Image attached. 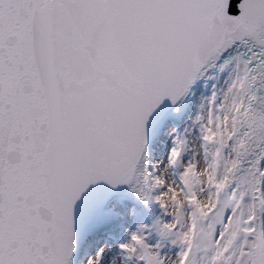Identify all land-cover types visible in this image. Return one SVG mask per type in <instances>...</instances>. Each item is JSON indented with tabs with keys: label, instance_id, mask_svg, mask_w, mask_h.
Here are the masks:
<instances>
[{
	"label": "water",
	"instance_id": "1",
	"mask_svg": "<svg viewBox=\"0 0 264 264\" xmlns=\"http://www.w3.org/2000/svg\"><path fill=\"white\" fill-rule=\"evenodd\" d=\"M235 57L220 187L261 227L264 0H0V264H76L113 200L145 204L154 140ZM246 247L264 264L263 232Z\"/></svg>",
	"mask_w": 264,
	"mask_h": 264
},
{
	"label": "rangeland",
	"instance_id": "2",
	"mask_svg": "<svg viewBox=\"0 0 264 264\" xmlns=\"http://www.w3.org/2000/svg\"><path fill=\"white\" fill-rule=\"evenodd\" d=\"M240 76L236 62L221 69L161 130L148 158L149 198L113 201L110 230L88 236L76 264H240L245 232L252 246L264 234V188L261 227H251L243 188L220 187Z\"/></svg>",
	"mask_w": 264,
	"mask_h": 264
},
{
	"label": "bare ground",
	"instance_id": "3",
	"mask_svg": "<svg viewBox=\"0 0 264 264\" xmlns=\"http://www.w3.org/2000/svg\"><path fill=\"white\" fill-rule=\"evenodd\" d=\"M233 63H235V60H229V63H228V65H231V64H233ZM212 79V78H211ZM200 86H202V85H200ZM199 87V86H198ZM199 89V88H198ZM196 90H197V88L193 91V93L190 95V97L188 98V100H187V102H186V105H185V107H184V109H183V112H182V114H181V117L180 118H182L183 116H184V114L186 113V111H187V108H188V103L190 102V100H191V98L196 94ZM149 154H150V152H149ZM148 154V155H149ZM148 163V162H147ZM147 174V173H146ZM146 180H147V188H148V176L146 177ZM149 193H148V198H149ZM147 198V199H148ZM110 208H111V215H110V220H109V224H110V222H111V220H112V218H113V215H114V212H113V207L112 206H110ZM92 234V233H91ZM88 236H90V234H87ZM88 236H87V238H88ZM103 261V260H102Z\"/></svg>",
	"mask_w": 264,
	"mask_h": 264
},
{
	"label": "flooded vegetation",
	"instance_id": "4",
	"mask_svg": "<svg viewBox=\"0 0 264 264\" xmlns=\"http://www.w3.org/2000/svg\"><path fill=\"white\" fill-rule=\"evenodd\" d=\"M244 263H245V264H249V263H247L246 261H244Z\"/></svg>",
	"mask_w": 264,
	"mask_h": 264
},
{
	"label": "trees",
	"instance_id": "5",
	"mask_svg": "<svg viewBox=\"0 0 264 264\" xmlns=\"http://www.w3.org/2000/svg\"><path fill=\"white\" fill-rule=\"evenodd\" d=\"M200 259H202V257Z\"/></svg>",
	"mask_w": 264,
	"mask_h": 264
}]
</instances>
